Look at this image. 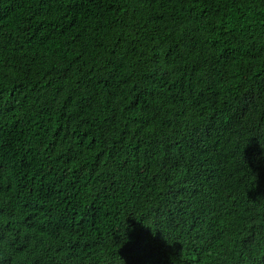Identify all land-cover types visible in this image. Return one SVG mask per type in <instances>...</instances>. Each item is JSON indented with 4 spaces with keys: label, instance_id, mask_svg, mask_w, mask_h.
<instances>
[{
    "label": "trees",
    "instance_id": "trees-1",
    "mask_svg": "<svg viewBox=\"0 0 264 264\" xmlns=\"http://www.w3.org/2000/svg\"><path fill=\"white\" fill-rule=\"evenodd\" d=\"M0 264H264V0H0Z\"/></svg>",
    "mask_w": 264,
    "mask_h": 264
}]
</instances>
